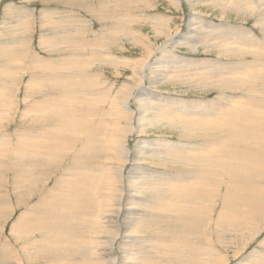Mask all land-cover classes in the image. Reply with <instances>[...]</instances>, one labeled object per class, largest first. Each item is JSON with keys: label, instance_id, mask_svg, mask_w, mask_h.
<instances>
[{"label": "rangeland", "instance_id": "rangeland-1", "mask_svg": "<svg viewBox=\"0 0 264 264\" xmlns=\"http://www.w3.org/2000/svg\"><path fill=\"white\" fill-rule=\"evenodd\" d=\"M126 1H124L125 3L122 4L119 3V0H0V100L6 98V101L4 102L7 104L6 108H8L5 113H3V110L0 109V134L5 135L4 140L6 139L8 143L11 142L12 144L14 142V144L17 145L18 140L16 138V135L18 134H28L26 135V137L31 138L32 135H35V131H42L52 128L54 131V136L44 135L40 138L36 137L41 139L39 140L40 143L38 144L42 145V148H36V156L37 158L39 157L41 159L47 157V155H51L54 157L56 154H58V151L56 153V150L60 149V151H62L65 147L70 145V143L72 142L68 141L69 134L65 133V135L67 136L66 137L62 133L64 132L62 128L58 127V129H54V127H56V122L50 119L46 120L49 114L43 113H45L44 111L50 109L47 108L48 104L50 105L51 103H56L55 105H58L62 103H59L60 101H57L60 98L61 91L55 93V87H58L60 82V86L70 85L71 83L67 81V79L72 78L76 74H79L80 71L84 70V72H81V74H86L88 79L92 78L93 82L95 83L93 84L94 86H92V91H90V87L84 86L82 82H79L77 90H74L75 92H70L77 94H74L71 97H64L66 99L65 103L72 110L74 108L77 109L76 111L79 113L77 119L79 117L80 118L77 120L76 124H79L81 128L78 125H75L74 129L76 131L85 132L83 133V136L79 138V140L81 141V145L85 144V146H89L90 144L88 143L89 140L87 139L89 137L88 134H91V131L99 126L98 120L100 119L102 112L103 114L106 113V116L104 114L103 120H100L103 121L104 126L106 125L105 129L103 131L101 130V142L103 144V148L109 146L108 141L106 140L108 138V135L115 131V129L112 128V125L114 124H112V122H114V117L112 114L113 109L110 105L113 104V101L119 93L121 86L126 82H131L130 79H128V76L132 75V72L127 67H131V63H133V61L136 62L140 60L145 54V50L141 46L135 45L131 39L126 38L127 36H116L117 30L127 28L130 23H133L131 25V28L136 32L138 36L141 34L144 36L142 41H144L146 38L148 39V43L152 46V51L155 55V58H153V60L161 57L162 54V52L158 51V47L163 43L164 39L160 36L156 37L155 30H153V26L155 27L156 25H158V20L161 18L167 20L164 22L168 23L169 27H171L172 30L179 31V33L181 34L188 33L189 20L190 16L192 15L203 19L209 24H211L212 22L218 24L227 23L231 26L234 25V27H241L243 29H246L251 33L250 36L254 41H260L264 39V32H262V29H260L261 26L259 25V23H257L258 21H256L259 14L257 13L258 9L255 8L254 10L249 11L242 9L238 10L232 7L235 6L234 4L245 3L246 1H249L252 6H254L259 4L261 0H224L226 1L224 3L228 2L233 4L232 6H224L226 11L224 14L220 12L221 8H223L222 5L218 3V7L214 8V5L212 3H208L205 0H185V4L183 2L184 0H180L181 5L179 9L177 8L176 4H174L170 0ZM191 1H195V3H197L198 1L197 5L199 6L193 7L194 5H192ZM216 2L220 1L216 0ZM101 7L102 11L100 12ZM50 37H55L57 39H50ZM115 38H120V40L117 42V40L115 41ZM107 49L109 50L107 51ZM163 51H165L167 60L172 61L173 59H176L177 61H182V63H185L186 60L194 59H212L214 61L219 60L221 62L253 60L252 54H242L241 57L235 56L232 58H225L223 56L218 58L217 54L212 53L211 51L207 52V55L203 50H199L197 53H193L186 51L184 47L179 45L176 47H167L163 49ZM93 54H96L97 56L95 55V57L92 58ZM98 55L100 58L102 57L100 60L98 59ZM7 56H11V62L10 58H7ZM103 56H108L107 58H111L112 60H103ZM39 59L42 61L41 66L44 69L43 74L45 75L44 79L41 78L42 80L31 77V71L29 68L30 66H34L35 61L38 62ZM122 60H125V62L123 61L122 63ZM91 61H96L97 64L94 62L93 66H88L85 69L82 68ZM119 63L125 67L119 66ZM2 65L8 69L7 72L3 70L4 67ZM37 66L38 65L36 64V67ZM7 73H10V77L13 79V81L11 78L8 81L7 78H9V75H7ZM33 75L39 76V74ZM64 78H66V80ZM45 79L48 81H46ZM237 80L244 82V85H247V87H250L251 85L259 82L263 84V89L261 92L253 91L250 93L248 98L253 101L255 100V102H261L262 100H264L263 80L254 81L253 79H244L242 77L237 78ZM63 81L66 82L64 83ZM147 83L148 82L146 81V84ZM208 85H212V83H208ZM32 86L40 87L39 91H36L39 92L38 94H34L33 91L35 88ZM200 86L196 87L198 88ZM157 88L158 91H155V89L153 90L152 88L151 89L154 93H160L161 95H168L177 98L179 97L187 101L197 100L201 102H206L208 100H217L219 93L221 92L223 94V91L227 95H240L242 91L246 94H249V92L237 89V87L233 85H228L227 88H222V90H216L215 87H208L203 90V88L200 87L198 88V90L197 88H195L197 90L196 91L193 90L194 88L192 89L187 83L180 82L172 86L170 84L157 85ZM87 92H92L95 98L96 96H98L97 99L91 100L93 105L95 104L94 110H92V113L90 115L91 117L93 115V118H91L89 114L87 115V117H84V113L87 109L86 103H90V98H88L87 96V94L89 93ZM97 92L99 93L97 94ZM102 94L104 97L102 96ZM98 98L102 99L98 100ZM107 99L112 103H110ZM94 101L96 103H94ZM100 101L102 102L99 103ZM105 103L107 106L105 105ZM130 103L131 108L135 110L136 106L133 105V102L131 100ZM31 104H33V106ZM250 106L251 107L247 108L243 107V109L240 108L238 110L239 113L238 111L234 112L237 113V115H227L228 118H225V122H223L224 125H231V127H233L235 131L241 133L239 136H237V139L238 137L239 139L237 141H233L235 144H238L239 142L240 147L250 146L252 149L254 148L253 150H257L259 148L260 150L264 151V148H262L264 147V123H260V118L256 117V114L260 113L264 116V104L262 106L263 109L261 108V111H255L256 108H260L259 104L257 105L252 103L250 104ZM100 108L101 110H103L101 111ZM107 111H109V113ZM254 112L256 113L255 116ZM42 114L45 116V118L41 116ZM151 114L152 113L149 112L148 116H150ZM245 115H247V118L245 117ZM233 116H235V118H232ZM229 117L231 119H234V123ZM249 122L254 123L255 125L259 124L261 128H257L256 131H251L252 129L248 130L246 128L250 126L248 124ZM99 129L101 128L99 127ZM31 131L33 132V134H31ZM179 134L180 132L176 128H173V130L171 131L166 130L165 127H158L155 129L147 127V129L143 133L137 134L135 137H141L145 140H152L153 143L156 139H166L167 141L182 143L191 141L186 138L180 137ZM62 136H64L63 139H61ZM242 137L248 138L242 139V142ZM252 137L253 141L251 142V139L249 138ZM248 139L250 141H248ZM136 142V139L129 136L127 149L133 152L136 149ZM43 147H46L47 149H44ZM79 147L80 144L77 145L75 150H72L73 152L68 151L66 152V154H63L62 157L65 156L64 163L61 164L56 171H53L51 168L46 167H40L38 168V171L37 167H16L14 165H11L9 160L12 159L13 161H15L16 157L13 156L18 154L12 153V155L8 156L7 159H5L4 157L6 153H3L4 155H0V165L2 166H0V174H2L0 175V204L4 203L3 200L5 199V195L8 194V192L6 191L12 192V187L16 184L14 182L20 181L24 173L30 174L31 172H33V175L31 176V178H29V182H35L34 184H32V188L34 187V190L40 188L38 191L31 195H28V193H30L28 192L26 194L28 195V197H23L25 199L22 200L21 206L19 204L20 202H15L10 197H8V202H6L7 207L5 208L7 212L5 215H2V211L4 209H0V216L3 219V221H0V258L3 259L2 262H6L7 258V264H16V261L19 258L18 250H20V247L22 245L31 244L34 240L39 241V239L36 238H38V235L41 232H18V229L12 230V227H14V223H16V218L19 216V214L26 210L25 206L27 208L35 205V202H37L38 200V196L40 197L41 193L47 192L46 190H48L49 192V188H52L49 186V183L50 185H52V180L58 179L59 175L64 173L63 171L72 168V166L64 165L72 163V161H70V158L72 157L74 152L78 150ZM90 147L91 149H93L99 146H97V144L93 146V144L91 143ZM33 149L36 150L35 148ZM49 151H51V154L46 155V152L48 153ZM228 152V155H230L231 151L229 150V148ZM105 153L106 151L97 155L98 160L96 162L93 161V163H88L90 166L93 164L96 166V168H102L105 173H108L109 169L111 168V164L110 162H106V158L108 157V155H106L107 153ZM39 158L38 160H40ZM18 159L20 160V158ZM222 160H226L228 162L230 160H234L231 161V165L235 166L236 169L231 170L230 168H228V173L224 171L226 172V174L222 172L223 176H216L217 178H219L218 181L214 175L210 178L205 176L207 177V180L212 178V181H214V185H204L205 188L204 186L199 187L198 185H196L198 186V188H195V186L192 187L196 192H200L199 195L193 194V197H189L188 199L184 198L183 196L170 198L171 200L176 202L178 201L180 203L175 205V208L169 207L168 209H166L164 213L165 215L160 212L159 206H155L153 209H150V216H156L157 213L159 215L162 214L163 216H166V214L167 216L170 214H176V216H171L172 218L170 223L160 222L161 219L159 220L152 217H146L144 218V223L142 219V223L143 225H145V229H141L137 233V236H134L133 234L130 235V243L132 248L136 243H139V245L136 247H141L142 244L146 242L144 240H147V243L150 246L148 249H146L147 252H145L146 255L149 254L148 264H183L185 257L197 259V263L199 264H222L219 258H225L224 264H247V262L245 261L246 258L254 257L258 259L259 254L264 255V215H262L264 214V210H262V212L260 211L257 216H253L249 220H247V222L250 221L249 224L246 223L247 225H244L243 223L230 222L232 218H230V215H228L227 213L222 216L226 217L227 220H225L224 222H218V217L222 213V210H225L228 213L234 211V215H237L239 212L245 213L247 211L246 209L250 210L251 207L249 206H251V203H247L245 199L256 198L257 192L250 188H247V185L254 184L255 186L259 187L258 184H260L261 186H264V174L261 175L259 171L256 170V167L254 168V170H252V167H247L241 164L247 162L241 161V163H237V161L241 160L237 154L235 156H230L229 159H227V157H224V159ZM171 161L169 162L168 159L161 161L156 157H146L142 161V167L144 169H152L153 171H157L159 173L166 172L177 174L180 172L189 173L191 171V169L189 168L190 166H185L184 162L182 163L184 165H182L176 164L174 162L172 163ZM161 162H164V165ZM241 166H243L242 168H244L246 172L239 176L238 173L241 172ZM178 169L181 171H178ZM217 171L218 170L215 169L214 173H216ZM47 172H50V174L45 175ZM40 173H42V175H40ZM125 173H127V171ZM259 177L261 178V181L257 180ZM2 179L6 180L3 181ZM214 179L217 181V183ZM42 181L43 183H41ZM98 183L99 184L94 185V182V186L92 185V187L89 185L87 188H85L86 186H84L80 191L75 188H70L69 191L71 192L68 191L65 196L67 201L64 203V207L57 208L56 210V215L59 214L61 219L51 221V223L54 224L56 228L58 227V229H60L61 231H63L64 228L68 230L69 228H67V226L73 228L74 231L72 232L75 233L74 236H76V234L78 233L76 236L77 239L75 241L80 243L84 239V242L87 244L86 247L90 251H94L95 248L97 249V246H99V244H101L102 246H104L103 244H107L101 243L104 240L106 234L96 233V227L99 226L100 222L94 224V226L88 225V227H85V224H82V222H80V219L82 218V215H80L79 213L80 208L78 209L76 208V206L79 204L77 201L79 199L78 194L79 196H81L82 192L85 191L83 189L91 191L94 198H96L95 196H99L100 194L102 198H96L97 202L95 201L92 204V206L95 207L93 217H96L99 221L101 210H98L100 209V207L102 209L104 203L102 201H104V197H106L105 194H108V191L103 190L102 188H98L97 186L102 187L100 182ZM234 186H236L237 189H234ZM159 188V190H162V187ZM201 192L203 193L201 194ZM148 194L151 198L152 194ZM226 194L233 195V197H240V199L237 200H235L234 198V201L232 200L233 204H231L233 207L229 206L227 209L224 208L225 205H223ZM174 198L176 200H174ZM178 199L181 201H179ZM40 202L41 198L39 199L38 204H40ZM52 202H54V200L49 202L47 205L51 206ZM70 203L71 207L75 205V209H73V212L75 213L71 212L69 208ZM85 203L80 202V204ZM169 203L171 204L173 202L171 201ZM241 205L247 206L242 207ZM55 206H57V204ZM84 206L85 205H83V207ZM138 206L139 203H136V206L134 208L139 209ZM8 211H10V213ZM73 214H75V216ZM101 216L103 218L104 215ZM128 220L129 219L127 218V216L123 217L122 214L118 215V222L123 224L127 223ZM74 224H78L79 226L81 224V229L74 228L78 226H75ZM20 225L21 226L18 225L19 229L22 228L23 224L21 223ZM25 225L27 228V223L24 224V228ZM89 227L92 228V230ZM82 228L85 230H83ZM81 230H83V232H81ZM194 230L195 233L193 232ZM75 231L78 232L76 233ZM25 233L29 234V236L25 235ZM64 234L65 233H63L62 236H59V238L62 237V239L60 240L58 238V244L55 243L53 245L56 248L51 247L49 250H52L48 253H44V251H41V248H39L38 246L31 248L29 254H26L27 258L29 259L27 264H92L89 257H85L87 254H85L84 256V253L81 252L82 249L80 251H77V249H75L74 251L72 250L74 248H77L80 244L74 241L77 246L76 247L73 242L67 240V237L65 238ZM250 234L256 235L251 236ZM80 236L83 237H81L82 240H80ZM42 237H44V235H42ZM70 237H72V235ZM133 237L136 238V241H133ZM17 239H22V241L18 242ZM52 239L54 242H56V238ZM64 240H67L66 245H64L65 243H63ZM167 240H169L170 242L167 243ZM2 244H6L5 248H7V252L9 254L6 252V250L5 252H3V249H1ZM162 244L166 245V247L168 248L167 254L161 250ZM151 245L160 247L152 249ZM198 246L200 247V250L197 248ZM68 247L71 248L70 250L73 253L68 254L66 256L67 259L65 260V258L63 257V249ZM110 248L111 249L109 250V253L113 252L116 256V261L119 262V241H115V244H110ZM42 252L50 259H48L47 256L44 259L41 258L43 254ZM181 253H183L185 257L183 259L177 258V256ZM79 254L80 256H77ZM110 256H113V254H110ZM45 259L48 260L44 261Z\"/></svg>", "mask_w": 264, "mask_h": 264}, {"label": "bare ground", "instance_id": "bare-ground-1", "mask_svg": "<svg viewBox=\"0 0 264 264\" xmlns=\"http://www.w3.org/2000/svg\"><path fill=\"white\" fill-rule=\"evenodd\" d=\"M124 1L126 0H119V3L123 4L125 3ZM170 1L176 4L177 8L179 9L181 5L180 0H170ZM205 1L208 3H212L214 5V8H217L219 4L222 5L223 8H221V11H220L222 14L226 12L224 6L233 5L228 2L224 3L227 0L226 1L219 0L220 2H216L215 0L216 3L214 2V0H205ZM183 2L185 4V0ZM191 3L192 5H194L193 7L199 6L197 5L198 1L197 3H195V1H191ZM234 5L235 6H232V7L238 10L242 9V10L252 11L255 8H257L258 9L257 13L259 14L257 16L256 21H258L257 23H259V25L261 26V28L259 26L258 27L262 29V32H264V0H261L259 4L254 5V6H252V4L249 1H246L245 3L234 4ZM101 11H102V7L100 9V12ZM161 19L158 20V25H156L155 27L153 26V30H155L156 37L160 36L164 39L163 43L158 47L159 48L158 51L162 52V54H161V57L154 59V60L153 58H155V55L152 51L153 49L152 46L149 45L147 38L144 41H142L144 36L142 34L138 36L136 32L132 30L131 25L133 23H130L127 28L119 29L116 31L117 33L116 36L118 35L127 36L126 38L131 39L135 45L141 46L145 50V54L140 60L136 62L133 61V63H131L132 64L131 67L129 66L127 67L132 72L131 73L132 75L128 76V79H130L131 82H126L124 83V85L121 86L119 93L118 94L116 93L117 96L116 95H115L116 97L114 96L115 100L113 101V104L110 105L113 109V113L112 112L111 113L113 114V117H114L113 118L114 122H112V124L113 123L114 124L112 125V128L115 129V131L111 133L110 135H108V138L106 141H108L109 146H106V148H103L102 147L103 144L101 142L102 140L101 133L105 129L106 125L104 126L103 121H100V120H103L104 114L106 116V113L103 114L102 112L100 119L98 120L99 123L96 121L99 124V126L98 127L96 126L97 128L92 130L91 134H88L89 137L87 139L89 140L88 143L90 144L89 146L88 145L85 146V144L81 145V141L79 140V138L83 136V133L85 132L76 131L74 129L75 125L79 126V124H76L77 120L80 118L79 117L77 119L79 113L76 111L77 109L74 108L72 110L65 103L66 99L64 97H71L74 94H77V93H70V92H75L74 90H77L79 82H82L84 86L90 87L91 89L90 91H92V86H94L93 84L95 83L93 82L92 78L88 79L86 74H81V72H84V70L80 71L79 74H76L72 78L67 79V81L71 83L70 85L60 86L61 82L60 81H59L60 83L58 82L59 85L58 87H55L56 88L55 93L61 91L60 98L57 101H60L59 103L61 102L62 103L58 105H55L56 103L54 104L51 103L50 105L48 104L47 108H50V109L44 111L45 113H43V114H49L48 117L46 116L47 117L46 120L50 119L56 122L55 124L56 127L53 126L54 129H58V127H60L64 130V132H62L64 135L65 133L69 134L68 141L72 142L70 143V145L65 147L62 151H60V149L56 150V153L58 151V154H56L54 157L51 155H47V154H51V151H52L51 150L48 153L46 152L47 157L42 158V159L38 157L40 159L38 160L36 156L37 154L36 148H40V147L42 148V145L38 144L40 143L39 140H41L39 138L43 137L44 135L54 136V131L52 128L45 129L42 131H35L34 133L35 135H32L31 138L26 137V135L28 134H24V135L18 134L16 135V138L18 140L17 145H15L14 142L13 144L11 142L8 143L6 139L4 140L5 135L0 134V155H4L3 153H6L4 157L5 159H7V157L11 156L12 153L18 154V155L13 156V157H16L15 161H13L12 159L9 160L11 165H14L16 167H22V168H25L28 166L37 167V171H38V168L40 167L51 168L53 171H56L59 168V166L64 163L65 156L62 157L63 154H66V152L68 151L75 150L77 145L80 144V147L78 148V150L75 151L72 157L70 158V161H72V163L64 165V166L66 165L72 166V168H69L63 171L64 173L59 175L58 179L52 180L53 181L52 185H50L49 183V186L52 187V188H49L50 191L48 192V190H46L47 192L41 193L40 197L38 196V200L37 202H35V205L27 207V208L25 206L26 210L20 213L19 216L16 218V223H14L15 225L14 227H12L13 228L12 230L18 229V232L21 231V232H27V233L28 232H36V233L41 232L39 234L40 236L38 235V238H36V239H39V241L34 240L32 241L31 244L22 245L20 247V250H18L19 258L17 259L16 264H24V263L27 264L29 259L27 258L26 254H29L31 248H34L35 246L36 247L38 246L39 248H41L40 250L44 251V253L50 252L52 250V249L49 250L51 247L56 248L53 245L55 243L58 244L57 241H59V239L60 240L62 239V237L59 238V236L60 235L62 236L63 233H65L64 234L65 238L66 237L68 238L67 240H70L71 242L75 244L76 242L75 240L77 239L76 236L78 234L77 232L79 230L77 232L75 231L77 234L76 236H74L75 233L72 232L74 231L73 228H70L69 226H67V228H69L68 229L69 231L64 228L65 230L63 229L64 231L63 232L60 229H58V227L56 228V226L51 223L52 220L55 221V220L61 219L59 214L56 215V212H57L56 210L57 208L64 207L63 205L67 201L65 196L68 193L70 188H73V189L75 188L78 191H80L82 190L81 188H83L84 186H86L85 188H87L89 185L92 187L94 182H95L94 185H97L99 184L98 182H100L102 187H99V186L97 187L108 191V194H105L106 197H104V201H102L104 202L102 209L100 207V209L98 210V211L101 210L100 214L104 215L105 217L103 216L102 218V216L100 215L99 221L97 220L96 217H93L95 207L92 206V204L96 201V198L97 199L98 197L102 198L100 194L99 196H95L96 198H94L93 193L91 191H88L87 189H83L85 191L82 192V195L79 196L78 194L79 199L77 198L78 199L77 201L79 204L76 206V208L78 209L80 208L79 213L80 215H82L80 222H82V224H85L84 225L85 227L86 226L88 227V225L94 226V224L100 222L99 226L96 227V233L106 234V236L104 237V240L101 243H107V244H103L104 246L99 244V246H97V249L95 248L94 251H90L87 249L86 247L87 244L84 242V239H83V241L80 243L76 242V243H79L80 245H78L77 247L75 244L77 248L72 249L73 251L75 249H77V251H80L82 249L81 252L84 253V256L85 254H87L85 257H89L90 262L92 264H148L149 254L146 255L145 252H147L146 249H148L150 246L147 243V240H144L146 242H144L141 247H136L139 245V243H136L133 245V248H132L131 243H130L131 234H133L134 236H137V233L141 229H145V225H143L144 218L152 217V218L159 219V220L161 219L160 222L170 223L171 218H172L171 216H176V214L174 215L170 214L168 216L167 214L166 216H163L162 214H164L166 209H168L169 207L175 208V205L180 203L178 201L177 202L173 201L170 198L177 197V196L179 197L183 196L184 198L188 199L189 197L192 198L193 194L199 195L200 192H196L192 187L195 186V188H198V186L203 187L204 185L205 186L214 185V181H212L213 179L211 178L207 180V177L210 178L213 175L215 177L216 176L221 177L223 176L222 172L226 171L228 173L229 171L227 170L228 168H230L231 170L236 169L235 166L231 165V161H234V160H230L228 162L226 160H222L224 159V157H227V159H229L230 156H235L237 154L238 157H240L241 159L240 161H237V163H241V161L247 162L248 164L247 163H241V164L247 167H252V170H254V168L256 167V170H258L261 175L264 174V158H263L264 151L260 150L259 148L257 150H253L254 148L252 149L250 146L240 147L239 142L238 144L237 143L235 144L233 141L234 140L237 141L239 139V137L237 139V136H239L241 133L235 131V129L231 127V125L230 126L227 124L224 125L225 118H228L227 115H230V114L237 115V113H234V112H237L240 108L243 109V107L245 108L251 107L250 104L252 103L257 104V105L259 104L260 108L255 107L256 108L255 111H259V110L261 111V108L264 104V100H262L261 102L259 101L255 102V100L253 101L249 99L248 97L250 93L253 91L261 92L263 89L262 88L263 84L259 82V83H255L251 85L250 87H247V85H244V82L238 81L237 78L242 77L244 79L250 78V79H253L254 81L256 80L264 81V71H263L264 70V39L262 38L263 40L254 41L252 37L250 36L251 33L246 29H243L241 27H234V25L231 26V25H228L227 23L218 24V23L212 22L211 24H209L203 19L197 16H192V15L190 16V20H189L188 33L181 34L179 33V31L172 30V28L169 27L168 23L164 22L167 20L165 19L161 20ZM52 38H55V37H50V39ZM116 40L118 42L120 38L119 39L115 38V41ZM178 45L184 47L186 51L193 52V53H197L199 50L200 51L203 50L204 53L207 55V52L211 51L212 53L217 54L218 58L223 57V56L225 58H232L235 56L241 57L242 54L243 55L252 54L253 60L252 61L242 60V61L221 62L219 60L214 61L212 59H203V60L194 59V60H186L185 63H182V61H177L176 59H173L172 61L167 60L165 51H163V49L167 47H176ZM108 50L109 49H107V51ZM96 54H93L92 58H94ZM10 57L7 56V58H10ZM107 57L103 56V60H107V59H109L108 61L112 60L111 58H107ZM101 58L99 57L98 59L100 60ZM11 60L12 58H10V62ZM123 61L125 62V60H122V63ZM94 62L96 63V61H91L90 63L86 64L85 67L83 66L82 68L85 69L88 66H93ZM18 63H19V60H18ZM36 64L38 65L37 67H36ZM41 65H42V61L39 59L38 62L35 61L34 66L29 67L31 71L30 73L31 77H34L35 79H41V78L44 79L45 77V75L43 74L44 69ZM119 66L125 67V66H122L120 63H119ZM3 70H5V72L8 71V69L5 67ZM33 74H39V76L33 75ZM7 75H9V78H7L9 81L11 78L10 73H7ZM64 79L66 80V78ZM145 80L148 82L147 84ZM209 80H214V81H209ZM180 82L187 83L192 89L194 88L193 90H196L195 89L197 88L196 86H200V85H201L200 87H202L203 90H205L208 87H215L216 90L217 89L222 90V88H227L228 85L229 86L233 85V86H236L237 89L245 90L249 92V94H246L245 92L242 91L240 95H227L223 91V94L221 92L219 93L217 100H208L206 102H201L197 100L187 101L179 97L177 98V97L168 96V95H161L160 93L153 92L154 89L155 91H158L157 85H169L170 84L172 86ZM85 83H88V84H85ZM208 83L209 84L212 83V85H208ZM32 87L35 88L33 91L34 94H38L39 92H36V91H39L40 87L39 86L38 87L32 86ZM87 93L90 94V95L87 94L88 98H90V101H89L90 103H86L87 109L84 113V117L85 116L87 117L88 114L89 116L91 115L92 110H94V106H95V104L93 105L91 100H95L98 97L96 96L95 98L92 92H87ZM98 93L99 92H97V94ZM101 99L98 98V100H101ZM130 100L133 102V105L136 106L135 110L131 108ZM4 101H6V98L5 99L3 98L2 100H0V109L3 110V113H5L8 109L6 108L7 104ZM101 102L102 101H100L99 103ZM94 103L96 102L94 101ZM31 105L33 106V104ZM107 112L109 113V111ZM149 112L152 113L150 116H148ZM43 114L41 116L45 118ZM255 114L256 113L254 112V116ZM246 116L247 115H245V117ZM256 117L260 118L259 119V121L261 120L260 123H264L263 114L261 113L256 114ZM91 118H93V115ZM232 118H235V116H233ZM233 120L234 119H231V121ZM248 124L250 126L247 127L246 129L248 130L252 129L251 131L253 130L256 131L257 128H261L259 124L255 125L254 123H251V122H249ZM99 127L101 129H99ZM147 127H151L152 129H155L158 127H165L166 130H171V131L173 130V128H176L180 132L179 134L180 137L186 138L191 141H186L185 143H182V142L167 141L166 139H156L155 142L153 143L152 140H145V139H142L141 137H135L137 134L143 133L147 129ZM31 134H33L32 131H31ZM129 136L137 140V142L135 143L136 149L133 152L127 149V143H128ZM36 137H39V138H36ZM248 137H244V138L247 139ZM63 138L64 136L61 137V139ZM244 138L243 137L241 138L242 142H243L242 139ZM249 139H251V142L253 141V137ZM249 139L248 141H250ZM91 143L93 144V146L97 144V146L99 147L91 149L90 147ZM11 147H14V148H11ZM33 148H35L36 150H34ZM43 148L47 149L46 147H43ZM228 148L231 151L230 155H228L229 154ZM7 150H10V151H7ZM104 151H106L107 154L106 153L105 154L108 155V157L106 158V162H110L111 164V168L109 169L108 173H105V171H103L102 168H96V166L93 164L90 166L88 163V162L93 163V161L96 162L98 160L97 155H99L100 153ZM146 157H150V158L156 157L160 159L161 161L168 159L169 162L172 160L171 162L172 163L174 162L176 164H182L184 162L185 166L186 165L190 166L189 168L191 169V171L192 170L193 171L192 172L190 171L189 173L180 172L177 174H172V173H166V172L159 173L149 168L144 169L142 167L143 165L142 161ZM18 158H20V160ZM161 163L164 165V162H161ZM242 167L243 166H241V168ZM215 169L218 170L216 173H214ZM25 170H28V169H25ZM240 170L241 172L238 173L239 176H241L242 174L246 172L244 168ZM126 171L127 173H125ZM178 171H181V170L178 169ZM226 172L224 173L226 174ZM32 173L33 172H31L30 174L24 173L20 181L14 182L16 184L13 185L12 192L6 191L8 192V194L5 195V199L3 200L4 203L0 204V209H4L2 211V215H5L7 212L5 208L7 207L6 202H8V197H10L15 202H20L19 204L21 206L22 200L25 199L23 197H28L29 194L31 195L40 189V188H37V190H34V187L32 188V184L35 183V182H29L30 180L29 178H31V176L33 175ZM48 174H50V172H47L45 175H48ZM40 175H42V173H40ZM224 178H227V177H224ZM218 179L219 178H217V181ZM260 179L261 178L259 177L257 180H260ZM43 181L41 183H43ZM258 185L259 187L255 186L254 184L247 185L248 186L247 188H250L256 191L257 194H256V198L254 199H251V198L245 199L247 203H251V206H249L251 208L250 210L246 209L247 210L245 212L246 214L239 212L237 215H234L233 214L234 211L228 213L227 211L222 210V213L218 217L219 219L218 222L219 221L224 222L225 220H227L226 217H222L224 216V214L227 213L228 215H230V218H232L230 222L243 223L244 225H247L250 222V221L247 222V220H249L253 216H257L260 211L262 212V210H264V186H261L260 184ZM159 187H162V190H159L160 189ZM234 189H237V187L234 186ZM27 193L28 195H26ZM148 193L152 194L151 198ZM202 193L203 192H201V194ZM40 198H41V202L40 204H38ZM234 198L235 200L240 199L239 196L233 197V195L226 194L225 199H224V204H223L225 205L224 208L227 209L229 206L231 207L232 206L231 204H233ZM52 200H54V202L51 203V206H48L47 204L51 202ZM169 200H171L173 203L170 204L169 202L171 201ZM174 200L176 199L174 198ZM73 201H76V200H73ZM80 202H84V203L86 202V203L80 204ZM160 202H161V206H160ZM136 203H139V206H138L139 209L134 208L136 206ZM56 204L57 206H55ZM69 205L68 206L71 212H73V209H75V205L72 207H71V203ZM83 205L85 206L83 207ZM155 206H159L160 212L162 214L159 215L157 213L156 216H150V209H153ZM241 206L246 207L247 205H241ZM32 207H35V208H32ZM8 212L10 213V211ZM120 214H122L123 217L127 216V218L129 219L127 223L122 224L117 221L118 215ZM73 215L75 216V214ZM142 219H143V223H142ZM0 221H3L1 216H0ZM21 223L23 224V226L21 229H19L18 225L21 226L20 225ZM25 223H27L28 225L27 228L29 229L26 228V225L24 228ZM74 225L77 226L78 224H74ZM80 227H82L81 224L80 226L78 225L77 227H74V228H80ZM90 229L92 230V228ZM83 230H81V232H83ZM193 232L195 233V230ZM27 233H25V235L29 236V234ZM42 235H44V237H42ZM71 235L72 237H70ZM250 235L253 236L256 234H250ZM81 237L82 236H80V240H82ZM52 238H56L55 240L56 242H54ZM67 240L63 241V243H65L64 245H66ZM17 241L21 242L22 239H19V240L17 239ZM115 241L116 242L119 241V262L116 261V256L113 252L109 253V250L111 249L110 244L112 243L115 244ZM133 241H136L135 237H133ZM169 242L170 241L167 240V243ZM175 244H178V243H175ZM161 246H162L161 250L167 254L168 248L166 247V245L162 244ZM5 247H6V244L1 245V249H3V252H5V250L7 252V248ZM151 247L152 249H156V248H159L160 246L151 245ZM197 248L200 250L199 246ZM70 249L71 248L69 247L63 249V254H64L63 257L65 258V260L67 259L66 256L68 254L73 253ZM44 253L41 256V258L43 259L47 256V255H44ZM80 254L77 256H80ZM110 254H113V256H110ZM184 257L185 256L183 253L177 256V258L179 259H183ZM47 258L50 259L48 256ZM48 259H45L44 261ZM219 259L222 264L225 263V260H224L225 258H219ZM2 261L3 259L0 258V263L7 264L6 263L7 258H6V262H2ZM245 261L247 262V264H264V255L259 254L258 259L254 257L246 258ZM183 264H199V263H197V259L185 257Z\"/></svg>", "mask_w": 264, "mask_h": 264}]
</instances>
